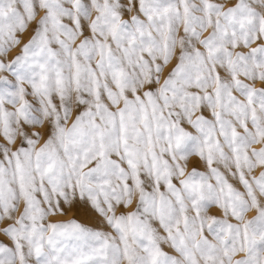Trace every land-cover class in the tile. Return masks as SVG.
I'll use <instances>...</instances> for the list:
<instances>
[{"label": "snow or ice", "instance_id": "obj_1", "mask_svg": "<svg viewBox=\"0 0 264 264\" xmlns=\"http://www.w3.org/2000/svg\"><path fill=\"white\" fill-rule=\"evenodd\" d=\"M258 82L264 0H0V264H264Z\"/></svg>", "mask_w": 264, "mask_h": 264}, {"label": "rangeland", "instance_id": "obj_2", "mask_svg": "<svg viewBox=\"0 0 264 264\" xmlns=\"http://www.w3.org/2000/svg\"><path fill=\"white\" fill-rule=\"evenodd\" d=\"M256 86L260 87V86H264V85H262L261 83L258 82ZM255 147L257 149H259L261 147V145H255ZM250 215H254V213L250 214ZM72 217H75V218H77L78 220H80L81 222H84V223H92V221L90 219H88L87 217L83 216L80 212H78L75 209L72 210V211H69L68 215H66V216H57V217H55V219H57V220H68V219H70ZM0 240H4V238L0 237ZM5 242H7V241H5Z\"/></svg>", "mask_w": 264, "mask_h": 264}]
</instances>
